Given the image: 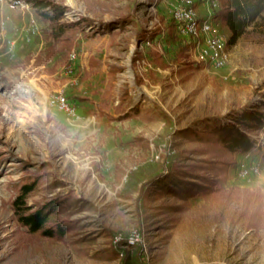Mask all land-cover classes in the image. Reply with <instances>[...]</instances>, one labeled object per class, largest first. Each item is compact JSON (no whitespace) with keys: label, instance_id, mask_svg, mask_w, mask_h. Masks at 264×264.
I'll return each mask as SVG.
<instances>
[{"label":"rangeland","instance_id":"obj_1","mask_svg":"<svg viewBox=\"0 0 264 264\" xmlns=\"http://www.w3.org/2000/svg\"><path fill=\"white\" fill-rule=\"evenodd\" d=\"M57 1L70 7L64 21L93 22L81 25L69 56L48 61L53 43L46 25L25 2L0 0V264H120L117 243L123 238L144 245L148 264H264L261 152L228 158L224 189L190 198L185 212L169 209L182 199L157 190L138 203L142 184L159 173L171 132L164 113L176 130L202 128L204 119L242 115L264 102V16L236 44L214 18L228 44V65L182 72L176 64L156 66L149 52L161 50L159 43L136 39L142 28L166 26L178 0ZM213 1L197 4L201 16L222 9L220 0L212 9ZM124 18V27L103 31V24ZM137 52L145 58L133 68ZM136 74L144 79L141 87ZM59 95L77 117L53 103ZM123 97L126 111L137 108L136 119L112 120ZM256 139L264 144L262 133ZM188 157L187 164L211 159ZM242 163L261 171L241 179ZM39 170L43 178L29 206L72 194L70 215L62 217L75 226L64 240L24 233L8 204L20 182ZM129 250L131 264H141L138 250Z\"/></svg>","mask_w":264,"mask_h":264},{"label":"trees","instance_id":"obj_2","mask_svg":"<svg viewBox=\"0 0 264 264\" xmlns=\"http://www.w3.org/2000/svg\"><path fill=\"white\" fill-rule=\"evenodd\" d=\"M18 1L30 6L38 19L48 28V38L53 43L45 56L48 61L54 60L58 54H63V57L69 56L76 46L74 39L78 36L81 25L93 22L86 17L78 22L64 21L70 7L57 0ZM220 2L222 9L215 12L213 19H219L230 30L229 44H236L243 39L248 30L264 16V0H220ZM125 19L103 24V31L111 33L121 28L126 23ZM136 39L140 43H159L161 50L151 49L149 55L152 62L161 69L170 68L175 64L182 72L201 68L190 62L189 46L179 37L177 25L173 20L166 26L161 23V26L155 30L148 31L142 28ZM144 58L142 53L137 52L133 58V68H136L138 62L143 61ZM92 66H97L96 62ZM143 83L144 79L136 74L138 87L143 86ZM121 99L116 107L118 116L112 120L136 119L139 116L137 108L126 111L123 108L126 99L125 97ZM164 116L168 127H171V132L160 154L159 173L142 184L138 198L140 207L147 201L151 191L157 190L174 199H182L183 204L171 206L169 209L175 213L185 212L190 208V198L198 196L207 198L224 189L223 185L228 180L227 168L232 164L228 158L236 154L247 156L254 151L261 152L264 156V144L256 139L261 133L264 135V102L260 107L252 108L242 115H237L236 111H233L225 116L204 119L202 128L188 126L187 129L176 130L173 127V119L167 113H164ZM185 142L196 143L199 147L183 148ZM189 154L208 156L211 159L204 157L187 164L190 160ZM41 172L39 170L37 174L25 177L20 182V186H17L16 197L8 204L15 221L19 223L24 233L61 241L75 226L73 221L62 217L63 214H68L67 217L70 215L68 210L72 194H59L54 199L35 202V205L29 206V197L43 178ZM209 172L215 173L216 176H210ZM130 248L138 250L141 264H148L144 245L136 242L131 246L126 238L117 243L118 255L122 254L120 264H131Z\"/></svg>","mask_w":264,"mask_h":264},{"label":"built area","instance_id":"obj_3","mask_svg":"<svg viewBox=\"0 0 264 264\" xmlns=\"http://www.w3.org/2000/svg\"><path fill=\"white\" fill-rule=\"evenodd\" d=\"M178 1V4L173 5L172 8V20L177 25L179 37L189 46V53L195 63L211 69L225 68L231 55L218 24L214 22L215 13L211 10L205 17L201 16L197 4L202 0ZM217 6V1H213L212 9ZM53 103L70 117H77L75 108L63 95L57 96ZM238 168V176L241 179H248L261 171L257 164L242 163Z\"/></svg>","mask_w":264,"mask_h":264},{"label":"crops","instance_id":"obj_4","mask_svg":"<svg viewBox=\"0 0 264 264\" xmlns=\"http://www.w3.org/2000/svg\"><path fill=\"white\" fill-rule=\"evenodd\" d=\"M249 155H251V154H249Z\"/></svg>","mask_w":264,"mask_h":264}]
</instances>
